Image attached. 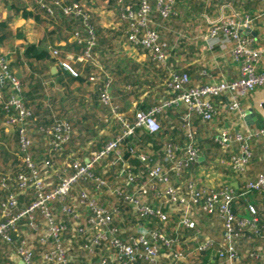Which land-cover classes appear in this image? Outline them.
Listing matches in <instances>:
<instances>
[{
    "label": "crops",
    "instance_id": "1",
    "mask_svg": "<svg viewBox=\"0 0 264 264\" xmlns=\"http://www.w3.org/2000/svg\"><path fill=\"white\" fill-rule=\"evenodd\" d=\"M41 1L44 0H0V54L6 57L9 70L20 81L23 91H30L31 80H40L44 95L42 98L35 97L38 99L34 98L33 104L39 100V103H44L50 110L57 106L62 114L60 118L72 126L71 140L61 151L52 150L43 134L36 132L37 137L32 134L31 152L36 164L40 165L42 161L50 159L55 165L54 172L44 175L49 190L72 173L75 161L88 163L104 146L96 151L84 147L86 145L71 147L76 137L104 135L108 138L105 143L110 141L121 132V124L112 109L115 108L125 121L132 123L138 111L161 105L170 98L165 87L170 72L187 73L191 77L192 86L195 87L233 82L241 77L233 52L234 44L222 50L218 42L213 43L209 38L215 23L229 19L238 24L240 35L249 40L254 49L261 52L258 70L264 72V0H174V15L168 19L162 18L154 8L149 19L152 30L159 35L167 55L166 64L163 66L154 62L142 48L128 43L125 37L127 26L121 20L120 7L116 3L109 0H60L66 4L79 3L91 16L97 42L93 52L94 61L79 62L77 59L84 54L85 47L78 43L75 34L80 32L85 36V30L64 17L59 10H56L55 16H48L40 8ZM130 2L137 6L140 0ZM151 2L154 5L156 0ZM246 20L247 28L243 26ZM30 45L48 54L49 59L36 61L27 58L26 50ZM55 50L59 51L57 57L53 56ZM59 61L67 63L78 76L60 67ZM53 67L56 68L54 73ZM90 72L100 75L102 81H111V107L105 105L99 97L102 81H90ZM0 89L7 95L15 93L6 78L0 80ZM51 90L57 93V98L54 94L50 95ZM232 95L240 103V113L229 111L228 100ZM208 99L214 103L216 109L214 120L206 123L197 114H193L191 119V128L195 133L194 145L199 152L197 160L181 176L175 174L171 164L164 163L171 186L179 189L188 199L185 208L168 204L146 187L150 182L151 168L157 163L163 164V142L172 141L180 148H184L187 143V132L183 123L189 110L185 105L163 110L157 116L162 126L159 134L150 135L143 130L138 131L131 139V144H124L119 150V155L112 154L104 163L100 162L97 170H93V177L77 184L67 203L78 212L79 224L62 212L61 204L53 203L50 206L56 222L67 226L63 246L71 264L101 263L103 260L114 263L116 259V251L107 244L95 246L93 243L95 232L89 224L93 213L88 202H82L81 197L85 191L89 192L90 199L96 204L116 210V226L125 225L123 232L127 234L124 237L127 241L139 236L150 237V230L177 237L187 251L185 258L181 261L172 258L175 250H180V247L163 249L160 264H233L228 260L220 261L215 250H210L203 257L197 250L207 240L220 243L224 239V229L219 217L202 213L193 203L188 192L190 184L197 188L231 186L238 193L239 217L249 218L248 206H255L262 220L263 239L256 237L251 241L239 240L238 259L234 264H264L262 257H252L256 253L264 255V197L256 192L241 196L246 183L264 173V139H250L252 157L243 174L238 176L224 167L222 161H229L231 156L241 155L240 145L233 144L229 150H222L216 140L218 134L224 130H229L233 135L236 132L248 135L264 129V87L248 96L233 92ZM248 111L255 115L252 122L245 119L244 114ZM49 116L47 115V118ZM5 127L0 112V128L6 129V136H12L11 128ZM132 149L137 153L131 154ZM141 153L149 154L152 163L142 162L138 155ZM39 169L42 174L45 172L41 165ZM23 171H27L26 166ZM3 174L12 173L0 172V175ZM129 177H134L133 181H130ZM97 178L105 180L106 187L98 188L95 182ZM14 187L15 183L11 190L0 191L3 192L0 193V208L2 203L7 202ZM159 188L160 191L164 189L163 186ZM126 197L135 198L143 208L169 214L172 216L171 223L162 227V222L157 218L141 217L139 207L127 201ZM18 199L21 207L28 206L33 201L32 190L19 193ZM122 205L127 206V210ZM2 214L0 210V218ZM36 217L39 227L43 228L41 233H35L27 222H22L19 225V238L21 246L30 250L35 260L36 256L39 257L38 264H45L44 254H35L31 246L35 247L36 251L45 248L51 252L55 249V242L51 237L41 241L45 222L41 213ZM133 217L138 220L137 224L132 220ZM183 217L192 220L195 228L181 226ZM132 221L135 224H132ZM152 227L154 229H150ZM7 254L3 256H6L3 264H24L16 255L15 248H11Z\"/></svg>",
    "mask_w": 264,
    "mask_h": 264
},
{
    "label": "built area",
    "instance_id": "2",
    "mask_svg": "<svg viewBox=\"0 0 264 264\" xmlns=\"http://www.w3.org/2000/svg\"><path fill=\"white\" fill-rule=\"evenodd\" d=\"M120 7V16L122 22L126 24L125 37L129 44L134 47L142 48L146 51L154 62L163 66L166 64L167 55L164 46L161 43L159 35L152 30L150 16L154 8L161 14L164 19L174 15V0H156L154 5L151 0H140L137 6L131 4L130 0H109ZM40 8L48 16L53 17L56 10L65 16L79 18L85 27V36L76 32L75 37L78 43L85 47L83 55L78 57L79 62L93 63V52L96 47V34L91 25V16L86 9L79 3L66 4L60 0H44L39 2ZM244 27H248V20L245 21ZM210 40L217 43L222 50L234 44V55L238 61L241 77L233 82L221 84H207L199 87L192 86V80L187 73L170 72L165 81V87L168 90L170 98L160 106L150 108L145 111H138L132 123L127 122L121 117L117 110L112 109L114 116L121 124V132L104 144L102 149L86 164L80 161L73 163V171L68 177L60 180L59 184L51 190L48 189L46 177L48 172L55 171V165L52 160L46 159L40 163L45 172L42 174L38 164H36L31 154L32 141L28 136V118L31 117V111L25 106L22 100L21 83L14 77L9 70V63L5 56L0 54V80L6 78L13 86L15 93L7 95L0 89V112L4 119V124L8 128H17L19 135V153L21 161L26 166L27 171H21L16 178H0V189L11 190L7 202L2 203L1 212L3 222L0 223V236L5 240H11V234L19 237V225L22 220L30 221L29 225L35 231L39 230V225L34 221L35 214L41 213L45 222L44 236L41 241L44 242L51 237L55 242V249L45 255L44 260L49 264H71L68 261L66 249L63 246V236L67 231V226L63 223L56 222L50 206L53 203L61 204V210L64 214L71 216L79 224V214L73 206L68 204V198L71 196L76 185L84 179L93 177V170L102 160L109 158L112 154L119 155V150L124 142L131 140L138 131L155 135L159 134L162 126L157 116L165 109L178 108L180 105L188 107V113L184 119L183 128L186 129L187 143L184 148H180L172 141H164V159L163 164L157 163L150 170V182L147 188L156 194L157 198L165 200L168 204L185 208L188 199L183 196L179 189L170 184L169 173L164 168L165 164H171V169L175 174L181 176L187 172L190 165L195 162L199 152L195 147V133L191 128V119L193 114H197L202 121L210 123L216 116L214 103L208 98H219L225 94L237 92L241 95L248 96L253 94L259 88L264 87V72H260L259 66L261 61V52L252 47L249 40L244 39L239 33V26L233 20L224 19L215 23L211 29ZM59 51H53V56L57 57ZM59 66L69 71L74 76L78 74L65 62L59 61ZM90 81L99 82L102 78L98 74H92ZM104 88H101V99L111 107V96L109 89L111 81H102ZM228 107L231 113H240L241 106L235 96L228 100ZM72 136V126L64 120H55V123L46 132L48 145L54 151H61L63 146L70 142ZM252 138L264 139V129L254 131L248 135L240 132L232 134L229 130L221 131L216 140L222 150H229L233 144H239L241 155L231 156L229 161H222L224 167L228 168L236 176L243 174L248 163L251 160L252 153L249 147V141ZM131 154H136L132 149ZM142 162L152 163V157L149 154H138ZM149 163V164H150ZM133 181L134 177H129ZM98 188L106 187L105 180L95 179ZM164 189L160 191L159 187ZM190 199L198 206L202 213L206 215H215L222 221L224 229V239L220 243L207 240L197 249L199 252L215 250L217 256L227 258L230 262L238 259L237 242L238 239L246 240L250 238L247 234L260 236L261 224L258 211L253 205L248 206L250 218L239 217L238 210V193L229 185L219 188H197L193 184L188 186ZM32 190L33 201L26 207H21L18 199L19 193ZM256 192L264 197V173L259 174L255 180L248 181L243 189L241 196H248ZM82 202H88L93 217L89 220L94 235V245L102 246L107 244L116 251L115 262L103 260L101 263L85 264H160L161 249L166 248L175 250L172 258L181 261L185 258L186 249L184 250L180 240L173 236L170 237L160 232L150 230L151 236H139L131 241L120 238V230L112 226V222L117 212L108 209L90 199L89 192L85 191L82 195ZM130 203L137 205L141 217L152 216L159 219L164 225L171 221L169 214H164L159 210L153 211L149 208L139 206L135 198L126 197ZM180 225L186 228L194 229L195 224L192 220L183 217ZM80 231H82L80 229ZM24 264H35L33 253L25 248L20 247L16 251ZM252 257L264 260V255L253 254Z\"/></svg>",
    "mask_w": 264,
    "mask_h": 264
},
{
    "label": "trees",
    "instance_id": "3",
    "mask_svg": "<svg viewBox=\"0 0 264 264\" xmlns=\"http://www.w3.org/2000/svg\"><path fill=\"white\" fill-rule=\"evenodd\" d=\"M63 16L66 17V18H69L71 21L75 22L76 25H77V27L78 26H81L83 28V30H85L84 24L81 21V19H79V18H72L71 16H65V15H63ZM26 57L27 58H30V59H34L36 61H43V60L49 59L48 54H46L43 51H40L36 46H33V45H30L27 48V50H26ZM90 69L93 71L92 67H90ZM91 72L89 73V80H90V77L92 75ZM103 85H102V87L104 88L105 85L104 86ZM42 89H43V86L40 83V80H31V82H30V91L29 92L28 91L25 92V91H23V89H21V95L20 96H21L22 100L24 101L25 106L31 111V117H29L27 119L28 120L27 121L28 122V125H27L28 136L30 137L31 141H32V134H35L36 137L38 136V134L36 132H38L40 134H43L44 139H46V132H47V130L49 128L52 127V125L55 123V120H62L60 118V116H58V115L55 116L54 114L51 113V111L49 110L50 107L48 109L43 108V110H42V103H39V100L37 102H35V105L33 104V100H34L35 97H39V98H42L43 97L44 94L42 92ZM101 91L102 90L100 89V92H98L100 98H101ZM35 99H38V98H35ZM30 101H32L31 104L29 103ZM0 108H1V106H0ZM47 115H50V116L47 118ZM11 130L13 131V135L12 136H6L5 135V132H4V131H6V129L2 130L0 128V157H2L1 159L4 161V166L6 168L5 171H8L10 174L12 173L11 175H7L8 173L7 174L0 175V178H3V177H12L13 178L14 175L19 174V172L20 171H23L24 168H25V166L22 167L23 165H22V161H21V157H20V153H19V135H18V129L17 128H11ZM124 144L125 145H127V144L130 145L131 144V140H127L126 142H124L122 144L121 148L123 147ZM16 149H18V151ZM31 154H32V152H31ZM107 159H109V158H107ZM107 159L102 160L101 163H104ZM98 165L99 164H97L95 166L94 172L97 170V166ZM72 171H73V168H72ZM81 182H83V181L81 180L78 183V185ZM0 191H2V189H0ZM0 193H3V192H0ZM123 208L125 210H127V206L126 207L123 206ZM38 213L35 214V218H34L35 220L34 221L36 222V224L39 225V222L36 219L37 218L36 216H37ZM258 216H259V213H258ZM133 218L134 219H132V220L136 221V224H137L138 223L137 222L138 220L135 217H133ZM244 218H246V217H244ZM116 219H117V216L114 217V220L112 222V226H114V227H117L116 226L117 225ZM259 219H260V217H259ZM3 220H4L3 217H1L0 218V223L3 222ZM134 221H132V224L134 223ZM22 222H25V223L27 222L26 224L30 227V225H29L30 221H28L27 219L26 220H22L20 223H22ZM170 223L171 222H169V224ZM160 224H161L162 227L165 226L163 223H160ZM160 224L158 226H160ZM260 224H261V233H262V228L263 227H262V220L261 219H260ZM124 226L117 227L120 230L119 236L122 239H124V237L127 235V234H125L123 232L125 230V229H123ZM42 229L43 228H40L39 227V230H38L37 234L38 233L40 234L41 233L40 230H42ZM150 229H154V228L152 227ZM32 230L36 233V231L34 229H32ZM261 233H260V236H255L254 234H247V236L250 237V238H246V240L251 241L252 239H256V237L257 238H260V239H263V234H261ZM19 235H20V232H19ZM254 236H255V238H253ZM19 237H17V235L13 233V234H11V240L10 241H7L2 236H0V264H3V262L6 259V256L5 257H3V256H4L5 253L7 254L11 250V248H15V250L17 251L20 247H22L21 246V241H20V238ZM124 240H126V239H124ZM239 240L240 239H238V241ZM37 242H38L39 245H41V242H40L39 239H37ZM31 248H32L33 252L35 254H37V255H41L43 253L44 254L43 255V259H44L45 255L49 253L48 250L45 249V248H43V247H42L43 249L41 248L43 251L42 250H37L36 251V248L35 247L33 248L32 246H31ZM163 249L168 250L166 248H162L161 251ZM210 250H208V251H201L200 254L202 255V257L203 256H206L205 254L208 253ZM37 258H39V257L36 256V260H35L34 259V254H33V261H34L35 264H38ZM218 259H220V258L218 257ZM221 260H228V259L227 258H222V259H220V261ZM236 261L231 262V263L234 264ZM44 263L45 264H49L45 260H44ZM136 264H139V263H136Z\"/></svg>",
    "mask_w": 264,
    "mask_h": 264
},
{
    "label": "rangeland",
    "instance_id": "4",
    "mask_svg": "<svg viewBox=\"0 0 264 264\" xmlns=\"http://www.w3.org/2000/svg\"><path fill=\"white\" fill-rule=\"evenodd\" d=\"M53 94L56 96V98L58 97L57 96V93L55 91L51 90L50 95H53ZM50 95L48 94V96H50ZM46 103H48V102L46 101ZM43 108L48 109V107H46L44 105V103H42V110H43ZM50 111H51V113H54V114H56L58 116L62 115L61 112H60V110H59V108L57 106H53V108ZM107 139L108 138L106 136H104V135L103 136L102 135L101 136H97V137H92V136H85L83 138L76 137L75 143L73 144V146L71 145V147L79 146V145H86L84 147L89 148V149H91L93 151H96V149H98L102 145H104V143L106 142ZM16 150L18 151V149H16ZM1 158L2 157H0V172H3V171L6 170V168L4 166V161ZM24 192H26V191H24ZM24 192H22V193H24Z\"/></svg>",
    "mask_w": 264,
    "mask_h": 264
},
{
    "label": "water",
    "instance_id": "5",
    "mask_svg": "<svg viewBox=\"0 0 264 264\" xmlns=\"http://www.w3.org/2000/svg\"><path fill=\"white\" fill-rule=\"evenodd\" d=\"M56 70L55 67L52 68V72ZM246 121L252 122L255 119V115L252 111H248L247 113L244 114Z\"/></svg>",
    "mask_w": 264,
    "mask_h": 264
}]
</instances>
